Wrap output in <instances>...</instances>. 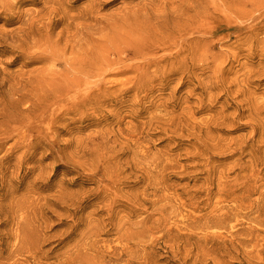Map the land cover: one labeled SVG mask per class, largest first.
Wrapping results in <instances>:
<instances>
[{
    "label": "rangeland",
    "instance_id": "374dc122",
    "mask_svg": "<svg viewBox=\"0 0 264 264\" xmlns=\"http://www.w3.org/2000/svg\"><path fill=\"white\" fill-rule=\"evenodd\" d=\"M0 13V264H264V0Z\"/></svg>",
    "mask_w": 264,
    "mask_h": 264
},
{
    "label": "bare ground",
    "instance_id": "6f19581e",
    "mask_svg": "<svg viewBox=\"0 0 264 264\" xmlns=\"http://www.w3.org/2000/svg\"><path fill=\"white\" fill-rule=\"evenodd\" d=\"M74 1H77V0H74ZM94 1H96V0H93V2ZM98 1H100V0H98ZM0 2H4V5H6L8 10H10L11 8H19V6L22 3H25V0H10V3H8V4H7V0H0ZM68 7H69L68 5H66V7H65V11H67V12L70 11V9ZM86 10L89 12H92L94 10V7L92 6V8H90V9L87 8ZM4 12H6V11H4ZM67 19H71V17H67ZM163 28L164 27H160L159 25H156V27L147 28L146 30H144L145 35L139 36V40L144 43V46L156 45V49H163L171 39H173V38L178 39L179 37L181 39H183L182 33L185 32L184 28L179 27L176 30V33H171L168 30L162 31ZM193 30L197 31L198 26H195L193 28ZM193 40L196 41L197 38H194ZM144 46L143 47L131 46V49L133 50L134 53H143L144 52ZM114 52H116V53H113V54L117 55L119 58H120V54L124 53V51L120 52L119 49H114ZM111 54H112V51H105V49H104L103 52L98 57L94 58V60L97 61V58H100L107 63H111V65L113 67L116 63L108 59V56ZM144 54L151 55V57L153 59H156L155 53H153V50H152V53L146 52ZM76 69L83 76H87L89 73H91L93 71L97 72V76L101 75L103 72L108 71V69H105L101 66H98L97 64H93V63L89 62L88 60H84V61L80 62L77 65ZM76 80H77V78H75V77L68 79L69 82H74ZM55 87H56V89L53 92H51L52 91V89H51L49 91L51 93L46 95L47 99L44 102H40L38 104L36 112H35V117L40 115L41 113L47 114L48 110H49V106L52 105L53 103H55L57 100L63 99L65 97H68L71 95L77 96L76 94H78L83 89V85L81 83H76L74 85L69 86L67 83L63 82V83L56 84ZM27 115L29 116V119H31L32 118V111H31V113H29Z\"/></svg>",
    "mask_w": 264,
    "mask_h": 264
}]
</instances>
